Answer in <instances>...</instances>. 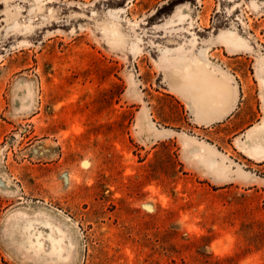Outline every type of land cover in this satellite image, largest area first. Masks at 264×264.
<instances>
[{
	"label": "rangeland",
	"instance_id": "rangeland-1",
	"mask_svg": "<svg viewBox=\"0 0 264 264\" xmlns=\"http://www.w3.org/2000/svg\"><path fill=\"white\" fill-rule=\"evenodd\" d=\"M0 264H264V0H0Z\"/></svg>",
	"mask_w": 264,
	"mask_h": 264
},
{
	"label": "crops",
	"instance_id": "crops-1",
	"mask_svg": "<svg viewBox=\"0 0 264 264\" xmlns=\"http://www.w3.org/2000/svg\"><path fill=\"white\" fill-rule=\"evenodd\" d=\"M177 61L179 64L177 63ZM177 61L176 62L173 61L172 64H169L168 69L170 71V81H168L167 90L170 91L176 97L182 99L183 101L186 102L190 100V102H193V104H195L194 106L198 114V116H196V119L199 121L198 119L199 117L201 121L200 122L196 121L194 119L193 113L191 112L194 121L197 124H209V123L217 122L222 118H225L228 114H230V112L232 111L231 107L234 104L235 90H233L232 88H230V86H228L229 83L223 82L224 86L222 88L221 86L218 85L221 84L219 82L200 81L197 83L189 84L186 80V74L188 72H191V68H190L191 65L189 64V62H186L187 61L186 58H180ZM184 65H186L187 67ZM176 67H178V70L181 72L182 81L181 80L178 81L177 76H175L176 74L179 73ZM185 70H187V72H185ZM202 77L204 79L203 73H202ZM194 85L195 87H193ZM177 90H180L182 96L178 92H176ZM194 91H197L199 93L196 94L191 93ZM187 92H190L191 94H188ZM236 92L238 97L239 92L237 89ZM237 97H236V101H237ZM216 104L220 106H216Z\"/></svg>",
	"mask_w": 264,
	"mask_h": 264
},
{
	"label": "bare ground",
	"instance_id": "bare-ground-1",
	"mask_svg": "<svg viewBox=\"0 0 264 264\" xmlns=\"http://www.w3.org/2000/svg\"><path fill=\"white\" fill-rule=\"evenodd\" d=\"M180 19V18H179ZM221 34V39H223V41L226 43V44H230V45H235V46H237V45H240L239 43V39H237L238 38V36H234L233 34H232V32H223V34L222 33H220ZM241 41V40H240ZM196 63H198V61H196ZM191 65V69L192 70H194L195 72H197V79L198 80H202L203 79V77H202V73L203 72H205V73H208V74H210V76H209V80H208V82H219V83H221V84H218L219 86H221V88L224 86L223 85V81L221 80V78H220V74L219 75H217L218 73H219V71H215L214 69H212V70H210V71H208V67L207 66H209V65H207V66H200V67H196L195 65H192V64H190ZM184 66H186V65H184ZM187 67V66H186ZM210 67V66H209ZM214 68V67H213ZM185 72H187V70H185ZM195 72H193V73H195ZM193 73H191V72H188L187 74H186V80H187V82L189 83V84H193L195 81H192V80H194L193 79V77H192V74ZM217 75V76H216ZM221 76H223V75H221ZM193 87H195V85L193 86ZM190 88V87H189ZM195 92V91H194ZM193 92V93H194ZM196 94V93H195ZM216 106H220V105H218V104H216ZM256 150V149H255ZM259 150V149H258Z\"/></svg>",
	"mask_w": 264,
	"mask_h": 264
}]
</instances>
